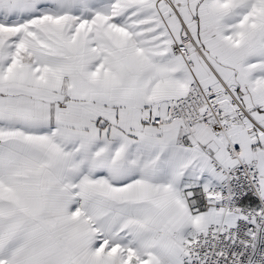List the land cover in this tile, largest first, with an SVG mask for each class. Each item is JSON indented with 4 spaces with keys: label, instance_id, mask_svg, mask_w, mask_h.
I'll list each match as a JSON object with an SVG mask.
<instances>
[{
    "label": "snow or ice",
    "instance_id": "6c2138e0",
    "mask_svg": "<svg viewBox=\"0 0 264 264\" xmlns=\"http://www.w3.org/2000/svg\"><path fill=\"white\" fill-rule=\"evenodd\" d=\"M0 264H264V0H0Z\"/></svg>",
    "mask_w": 264,
    "mask_h": 264
}]
</instances>
